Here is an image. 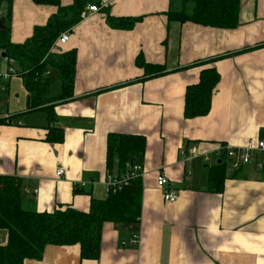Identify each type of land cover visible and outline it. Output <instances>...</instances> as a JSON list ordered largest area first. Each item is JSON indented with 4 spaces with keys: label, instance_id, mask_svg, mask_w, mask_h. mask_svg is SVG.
I'll list each match as a JSON object with an SVG mask.
<instances>
[{
    "label": "crops",
    "instance_id": "obj_1",
    "mask_svg": "<svg viewBox=\"0 0 264 264\" xmlns=\"http://www.w3.org/2000/svg\"><path fill=\"white\" fill-rule=\"evenodd\" d=\"M93 4L103 7L88 13ZM182 6V0H86L85 16L52 49L76 51L73 96L52 102L61 142L45 140L43 110H26L21 77L0 76V175L20 180L26 209L51 212L61 205L87 211L91 197L107 196V175L117 173L106 166L107 134L146 139L139 160L137 243H130L129 227L105 222L97 260L81 259L76 244L47 245L39 260L23 264H264V169L227 166L222 190H207L208 166L217 161L220 144L264 140V0H239L234 28L167 19V11ZM54 12L51 5L12 0L10 40L24 41ZM109 14L141 20L128 30L115 29L107 24ZM138 53L164 64L165 73L142 79L134 62ZM209 60L220 76L210 109L184 118L185 87L197 81L198 62ZM191 146L198 155L186 160L182 151ZM58 167L65 170L60 178ZM159 174L177 193L174 202L163 199ZM81 181L86 184L75 186ZM5 241L6 230L0 229V244Z\"/></svg>",
    "mask_w": 264,
    "mask_h": 264
},
{
    "label": "trees",
    "instance_id": "obj_2",
    "mask_svg": "<svg viewBox=\"0 0 264 264\" xmlns=\"http://www.w3.org/2000/svg\"><path fill=\"white\" fill-rule=\"evenodd\" d=\"M32 1L51 5L55 7V12L44 24L34 25L31 35L24 41L15 43L9 36L12 0H6L5 13H0V52L5 54L8 65H14L15 70L10 75L21 77L26 91V110H43L46 113L48 127L45 140L61 142L64 133L61 127L53 125L57 117L52 102L73 96L76 51L70 49L55 53L52 46L61 32L69 31L81 20L86 0H72L68 5L61 4L60 0ZM182 2L180 10L166 12L168 20L219 28H234L238 24L239 0ZM140 20L141 17H113L110 14L106 17L111 28L126 30ZM212 61H199L201 68L197 81L185 87L184 118L203 116L210 109L212 93L220 78ZM134 62L143 70L142 79L165 73L164 64L147 62L142 53H138ZM50 69L55 70L56 78L50 76ZM52 81L59 83L60 90L55 96L48 95ZM145 146L146 139L141 134L108 133L105 145L107 169L116 167L117 173L114 175H123L133 163H139ZM226 165L224 158H217L208 166L207 190H222ZM141 177L130 178L127 185L115 192L109 191L104 199L91 197L87 211L59 205L51 212H41L23 206L21 183L16 176L0 175V229L6 230V241L0 244V264H23L25 260H39L47 245L76 244L81 259L97 260L101 229L105 222L130 226L133 233L136 231L141 213Z\"/></svg>",
    "mask_w": 264,
    "mask_h": 264
},
{
    "label": "built area",
    "instance_id": "obj_3",
    "mask_svg": "<svg viewBox=\"0 0 264 264\" xmlns=\"http://www.w3.org/2000/svg\"><path fill=\"white\" fill-rule=\"evenodd\" d=\"M101 6L96 4L89 5L87 10L89 12H95L99 10ZM82 16H85L82 13ZM69 36L67 31L61 32L57 39L54 41L52 49H54L57 45L63 44L68 40ZM1 58V57H0ZM3 60L7 63L6 58L3 57ZM10 61V60H9ZM8 64V63H7ZM12 66L8 65L7 73L1 75L3 78H6L13 71ZM188 151V153H187ZM215 156L219 158H224L225 161L230 165L231 169H237L240 166L250 165L256 169L263 170L264 169V140L252 139L249 138L245 141L244 144L238 146H232L228 144H220L214 152ZM182 155H185L186 160L192 159L194 156H197V148L195 146H191L187 148V150L182 151ZM204 162H208L210 159L207 155L201 156ZM65 170L63 167H58L55 170V177L60 178L64 174ZM142 176V168L139 163H133L130 170L125 172L121 176H116L114 174H109L104 180V185L106 189V193L109 191L115 192L116 190H120L123 186L128 184V181L132 177ZM75 186H83L86 184L85 181H81L80 183H74ZM156 184L159 187H165L163 190V199L166 202H174L177 199V193L173 190L167 188L168 180L167 178L159 174L156 178ZM29 192L28 189H26ZM37 189L33 190V193H36ZM130 227V226H129ZM130 243L135 245L137 243V233H132L130 238Z\"/></svg>",
    "mask_w": 264,
    "mask_h": 264
},
{
    "label": "rangeland",
    "instance_id": "obj_4",
    "mask_svg": "<svg viewBox=\"0 0 264 264\" xmlns=\"http://www.w3.org/2000/svg\"><path fill=\"white\" fill-rule=\"evenodd\" d=\"M2 5H0V10L2 7L5 6V2L6 0H2L1 1ZM7 65V66H6ZM12 66L14 67V65L12 64ZM7 68H8V64L4 61V60H1L0 61V76L3 75V74H6L7 73ZM13 70V69H12ZM50 90L48 91V94L51 95V96H55L58 92H59V84L58 82H51L50 83ZM4 96V93L2 92L1 90V86H0V99ZM230 167V165L227 163L226 167Z\"/></svg>",
    "mask_w": 264,
    "mask_h": 264
},
{
    "label": "water",
    "instance_id": "obj_5",
    "mask_svg": "<svg viewBox=\"0 0 264 264\" xmlns=\"http://www.w3.org/2000/svg\"><path fill=\"white\" fill-rule=\"evenodd\" d=\"M2 27V25H1V23H0V28ZM0 57H5V54L3 53V52H0ZM49 73H50V76L52 77V78H56V76H55V70H53V69H50V71H49Z\"/></svg>",
    "mask_w": 264,
    "mask_h": 264
}]
</instances>
